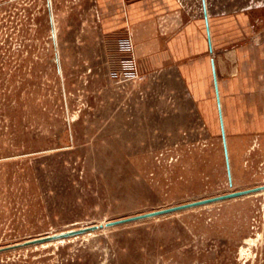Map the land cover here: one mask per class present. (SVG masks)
Masks as SVG:
<instances>
[{
    "label": "rangeland",
    "instance_id": "obj_1",
    "mask_svg": "<svg viewBox=\"0 0 264 264\" xmlns=\"http://www.w3.org/2000/svg\"><path fill=\"white\" fill-rule=\"evenodd\" d=\"M173 1L144 51L103 26L98 0H0V246L264 183V71L224 111L229 185L211 89L196 92L165 43L201 3ZM206 3L210 23L250 10L243 33L264 41V0ZM0 264H264V191L2 251Z\"/></svg>",
    "mask_w": 264,
    "mask_h": 264
},
{
    "label": "crops",
    "instance_id": "obj_2",
    "mask_svg": "<svg viewBox=\"0 0 264 264\" xmlns=\"http://www.w3.org/2000/svg\"><path fill=\"white\" fill-rule=\"evenodd\" d=\"M98 3L101 9L103 26L106 29L128 28L138 39V44H143V50L150 51L154 44L150 41L152 38H156L155 20L158 16L171 11L170 8H172L174 1L98 0ZM247 8L249 10L251 7ZM217 15L219 19H213L212 23L209 20L211 51L208 49L202 10L201 17L188 25L185 35L175 33L165 40V43L168 55L176 60V66L180 67L182 72L186 70L187 76L191 78L193 89L198 92L200 87L205 88V94L211 89L219 125L212 74L213 63L220 107L222 105L221 111L223 110V125H225L227 118L224 111L236 108L234 104L236 100L232 94L258 93L260 90L257 78L260 72L264 71L262 62L264 58V41L255 44L248 39L246 33L249 32L243 33L245 28L254 27L255 20L252 22L250 19V10L247 11L246 15L245 13L236 12L233 14L221 12ZM209 16L208 12V18ZM216 25L217 27L214 28ZM220 28L234 29L241 36L238 40H227L223 44H219L214 38V32L220 30ZM173 49L174 52L172 53ZM154 52L157 54V49ZM161 52H163V49H161ZM209 84L210 88L208 87Z\"/></svg>",
    "mask_w": 264,
    "mask_h": 264
},
{
    "label": "water",
    "instance_id": "obj_3",
    "mask_svg": "<svg viewBox=\"0 0 264 264\" xmlns=\"http://www.w3.org/2000/svg\"><path fill=\"white\" fill-rule=\"evenodd\" d=\"M201 3V10H202V15H203V20H204V26H205V34L207 38V43H208V49L209 51L212 50V44H211V37H210V30H209V21H208V15H207V8H206V0H200ZM212 61V60H211ZM212 74H213V82H214V90H215V98H216V104H217V112H218V119H219V130H220V136L222 140V148H223V153H224V159H225V164H226V172H227V181L228 184L231 185V176H230V169H229V162H228V156H227V146H226V140H225V131H224V126H223V120H222V113H221V107H220V101H219V95H218V89H217V82H216V75H215V70L214 66L212 63ZM264 189V183L252 186V187H247L243 189H236V190H231L227 191L224 193H220L217 195H212V196H207L199 199H194L178 204H173L165 207H160L152 210H148L145 212H140L112 220H107L105 222H99V223H94V224H89V225H84L80 226L77 228H69L65 230H61L58 232H52V233H46L43 235L39 236H34L31 238L24 239L22 241L6 244L0 246V252L6 251V250H11L15 249L18 247H25V246H30V245H38V244H47L52 241H58V240H63L65 238L87 233L94 231L99 228H103L106 226H113L116 224L120 223H125V222H130V221H135V220H140V219H145L157 215H162L166 213H170L173 211L193 207V206H198V205H203L206 203L218 201V200H223L227 198H232L252 192H257L261 191Z\"/></svg>",
    "mask_w": 264,
    "mask_h": 264
},
{
    "label": "built area",
    "instance_id": "obj_4",
    "mask_svg": "<svg viewBox=\"0 0 264 264\" xmlns=\"http://www.w3.org/2000/svg\"><path fill=\"white\" fill-rule=\"evenodd\" d=\"M119 47L122 51H128L131 44L128 40V38H126V36H122L119 40ZM121 62L123 63L124 66H126V68L129 66V64L131 65H135V61H134V58L132 56H127V57H124L122 58ZM113 74H116L115 72H113Z\"/></svg>",
    "mask_w": 264,
    "mask_h": 264
},
{
    "label": "bare ground",
    "instance_id": "obj_5",
    "mask_svg": "<svg viewBox=\"0 0 264 264\" xmlns=\"http://www.w3.org/2000/svg\"><path fill=\"white\" fill-rule=\"evenodd\" d=\"M206 8H207V3H206ZM207 15H208V12H207ZM208 21H209V18H208ZM209 30H210V26H209ZM210 37H211V34H210ZM221 113H222V111H221ZM223 120V119H222ZM224 126V125H223ZM224 131H225V129H224ZM225 140H226V134H225ZM222 141V140H221ZM226 146H227V140H226ZM227 156H228V162H229V155H228V147H227ZM225 167H226V164H225ZM229 169H230V162H229ZM227 173V172H226ZM230 176H231V169H230ZM231 181H232V177H231ZM261 191H264V189L263 190H261Z\"/></svg>",
    "mask_w": 264,
    "mask_h": 264
}]
</instances>
